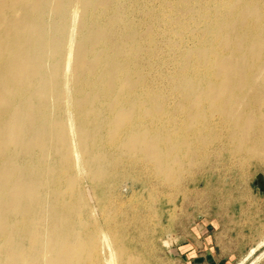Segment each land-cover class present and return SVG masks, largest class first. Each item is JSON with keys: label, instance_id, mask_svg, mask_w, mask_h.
<instances>
[{"label": "bare ground", "instance_id": "1", "mask_svg": "<svg viewBox=\"0 0 264 264\" xmlns=\"http://www.w3.org/2000/svg\"><path fill=\"white\" fill-rule=\"evenodd\" d=\"M224 156L264 167V0H0V264H144L116 183Z\"/></svg>", "mask_w": 264, "mask_h": 264}, {"label": "rangeland", "instance_id": "2", "mask_svg": "<svg viewBox=\"0 0 264 264\" xmlns=\"http://www.w3.org/2000/svg\"><path fill=\"white\" fill-rule=\"evenodd\" d=\"M226 158L227 156H224L217 163L215 159H212L211 163L186 176V182L182 184L186 186L180 187L182 189L178 188L175 191L173 188L164 186V188L158 186L152 189L155 191L157 201H153L148 208H145V203L148 201L150 203V193L153 191L150 188L143 190V183L137 180V177L135 180L127 177L116 183L112 193L119 202H124L126 211L130 210L129 215L137 206L134 202L143 205L138 206V213L147 215L149 212L152 215L151 229L145 233L144 237H138L140 233L137 230V224L130 226L131 230L128 228L130 231L127 230L125 233L128 246L131 248L134 245L138 246L134 248L137 247L136 250L139 253L137 256L140 260L143 259L144 264H181L172 256V244L178 236L186 232L188 225L198 218L212 219L228 225L242 222L264 224V191L259 186L260 183L264 185V167L253 165L247 172H242ZM86 189L88 192L91 191V203L94 204L96 197L88 184ZM133 196L136 199L132 198ZM185 197L186 201H183ZM125 200L130 201L127 203ZM130 203L134 205L130 206ZM96 218L103 222L99 214ZM122 220L123 217L120 216L118 222ZM259 234L263 239L264 232ZM129 239L131 240L127 241ZM263 243L264 240L259 246ZM145 247L149 248L148 251ZM249 256L248 260L241 264H264V247L253 248Z\"/></svg>", "mask_w": 264, "mask_h": 264}, {"label": "crops", "instance_id": "3", "mask_svg": "<svg viewBox=\"0 0 264 264\" xmlns=\"http://www.w3.org/2000/svg\"><path fill=\"white\" fill-rule=\"evenodd\" d=\"M264 224H225L198 218L172 244V256L181 264H241L253 248L264 247Z\"/></svg>", "mask_w": 264, "mask_h": 264}, {"label": "water", "instance_id": "4", "mask_svg": "<svg viewBox=\"0 0 264 264\" xmlns=\"http://www.w3.org/2000/svg\"><path fill=\"white\" fill-rule=\"evenodd\" d=\"M259 186L264 191V185L262 183H260Z\"/></svg>", "mask_w": 264, "mask_h": 264}]
</instances>
